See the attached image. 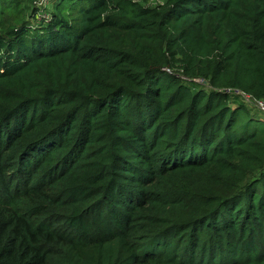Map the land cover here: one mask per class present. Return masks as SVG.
<instances>
[{
  "label": "trees",
  "instance_id": "trees-1",
  "mask_svg": "<svg viewBox=\"0 0 264 264\" xmlns=\"http://www.w3.org/2000/svg\"><path fill=\"white\" fill-rule=\"evenodd\" d=\"M37 3L0 0V264H264V0Z\"/></svg>",
  "mask_w": 264,
  "mask_h": 264
},
{
  "label": "rangeland",
  "instance_id": "rangeland-1",
  "mask_svg": "<svg viewBox=\"0 0 264 264\" xmlns=\"http://www.w3.org/2000/svg\"><path fill=\"white\" fill-rule=\"evenodd\" d=\"M53 1L54 0H38V3L36 4V7L38 8V11L35 13V23L39 22V17L41 18H48L50 17V12L53 11ZM145 1L150 5H156L158 2H162V0H140ZM33 18V19H34ZM30 20L29 22H34V20ZM258 119L264 120V115L258 114Z\"/></svg>",
  "mask_w": 264,
  "mask_h": 264
},
{
  "label": "built area",
  "instance_id": "built-area-1",
  "mask_svg": "<svg viewBox=\"0 0 264 264\" xmlns=\"http://www.w3.org/2000/svg\"><path fill=\"white\" fill-rule=\"evenodd\" d=\"M235 93L239 94V92H235ZM241 96H242L244 102H246L249 105L254 106L257 110H259L260 112L264 113V101L253 100L248 95H241Z\"/></svg>",
  "mask_w": 264,
  "mask_h": 264
}]
</instances>
